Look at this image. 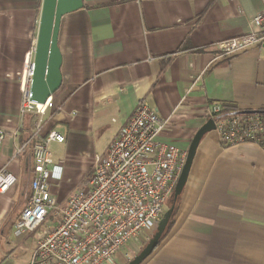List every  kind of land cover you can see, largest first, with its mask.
<instances>
[{"label":"crops","instance_id":"1","mask_svg":"<svg viewBox=\"0 0 264 264\" xmlns=\"http://www.w3.org/2000/svg\"><path fill=\"white\" fill-rule=\"evenodd\" d=\"M83 3L61 20L63 82L55 108L38 117L21 107L43 0H0V172L18 180L0 193V264L31 258L32 239L16 237L14 224L31 195L33 144L50 131L66 138L52 147L67 179L108 149L142 101L170 119L160 141L186 151L212 104L264 110V43L231 56L217 49L252 30L261 0ZM175 208L172 227L142 264H264V152L256 144L225 147L217 131L207 134Z\"/></svg>","mask_w":264,"mask_h":264},{"label":"built area","instance_id":"2","mask_svg":"<svg viewBox=\"0 0 264 264\" xmlns=\"http://www.w3.org/2000/svg\"><path fill=\"white\" fill-rule=\"evenodd\" d=\"M261 5L249 33L217 44L224 56L264 43V0ZM32 68L21 113L41 117L55 104L52 99L45 104L31 101ZM221 111L220 104H212L207 116L225 147L253 143L264 152L263 114L220 116ZM42 125L36 122L33 138L40 137ZM169 127L170 119L140 102L108 149L94 156L87 185L69 190L63 204L53 187L63 182L64 165L54 160L50 147L66 138L56 130L40 137L33 144L30 199L14 224L16 237L33 241L27 264H114L126 247L145 242L162 221L188 156V151L160 141ZM4 137L0 130V144ZM17 182L15 175L0 172V193Z\"/></svg>","mask_w":264,"mask_h":264},{"label":"water","instance_id":"3","mask_svg":"<svg viewBox=\"0 0 264 264\" xmlns=\"http://www.w3.org/2000/svg\"><path fill=\"white\" fill-rule=\"evenodd\" d=\"M84 7L83 0H43L38 38L34 53L32 80L29 90L30 99L34 103L45 104L53 99L63 82L61 74L62 55L58 46V37L62 18ZM237 114H263L264 110L242 111ZM216 130L214 120L210 119L194 136L188 149V156L174 191V201L182 194L202 139ZM173 205L164 215L157 232L145 248L128 264H142L149 258L161 243L162 237L173 215Z\"/></svg>","mask_w":264,"mask_h":264},{"label":"rangeland","instance_id":"4","mask_svg":"<svg viewBox=\"0 0 264 264\" xmlns=\"http://www.w3.org/2000/svg\"><path fill=\"white\" fill-rule=\"evenodd\" d=\"M54 144L51 145L50 151L53 155V158L55 161H59V158L61 157V154L53 151V146ZM90 156V155H89ZM91 157V156H90ZM92 160L90 159V162L85 161V164L83 167L80 169H76L75 172H72L70 177L67 179L65 178L64 174V180L61 184H55L53 187V191L55 194H57L58 200L61 204L64 203L65 197L69 194L67 193L69 190L75 191L83 186L87 185V179L90 178L91 174V169H92ZM90 176V177H89ZM70 192V191H69ZM174 200V194L169 198L167 202V210L166 212L173 206V201ZM157 232V229L153 231V233L148 234L145 236V242H142L141 244H135V245H130L129 247H126L119 255L118 258L121 257L122 255H126L128 253L129 259L125 262V264H128L131 260H133L140 252L145 248V246L149 243V241L152 239V237L155 235ZM27 247L32 248L33 247V241L30 240L29 242L26 243ZM31 252V251H30ZM30 254V253H29ZM28 257V254H26Z\"/></svg>","mask_w":264,"mask_h":264},{"label":"trees","instance_id":"5","mask_svg":"<svg viewBox=\"0 0 264 264\" xmlns=\"http://www.w3.org/2000/svg\"><path fill=\"white\" fill-rule=\"evenodd\" d=\"M55 95H56V93L54 94L53 99L55 98ZM221 107H222V111L220 113V116H230V115H234V114H237L238 112H240L238 107L235 104H232V103H223L221 105ZM89 179L90 178H88L87 181H89ZM172 202H173L172 204L176 206L177 201L173 200ZM175 210H176V208L174 209L173 215H172V217L170 219V222L168 224V227H167V229H166V231H165V233H164V235L162 237V240L164 239V237L167 235V233L169 232L170 228L172 227Z\"/></svg>","mask_w":264,"mask_h":264}]
</instances>
